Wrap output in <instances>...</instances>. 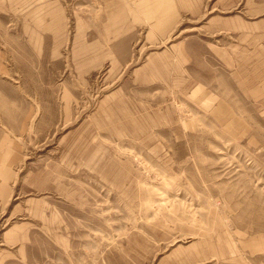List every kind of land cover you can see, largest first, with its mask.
Segmentation results:
<instances>
[{"label":"rangeland","instance_id":"obj_1","mask_svg":"<svg viewBox=\"0 0 264 264\" xmlns=\"http://www.w3.org/2000/svg\"><path fill=\"white\" fill-rule=\"evenodd\" d=\"M0 264H264V0H0Z\"/></svg>","mask_w":264,"mask_h":264},{"label":"crops","instance_id":"obj_2","mask_svg":"<svg viewBox=\"0 0 264 264\" xmlns=\"http://www.w3.org/2000/svg\"><path fill=\"white\" fill-rule=\"evenodd\" d=\"M189 0H186V2H188ZM188 8V4L185 6V9H187ZM178 20V19H177Z\"/></svg>","mask_w":264,"mask_h":264}]
</instances>
